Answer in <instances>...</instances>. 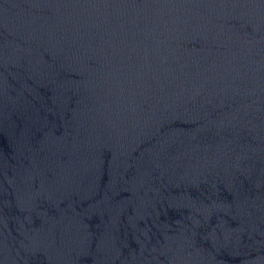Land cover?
Listing matches in <instances>:
<instances>
[{
  "label": "water",
  "instance_id": "water-1",
  "mask_svg": "<svg viewBox=\"0 0 264 264\" xmlns=\"http://www.w3.org/2000/svg\"><path fill=\"white\" fill-rule=\"evenodd\" d=\"M0 264H264V0H0Z\"/></svg>",
  "mask_w": 264,
  "mask_h": 264
}]
</instances>
